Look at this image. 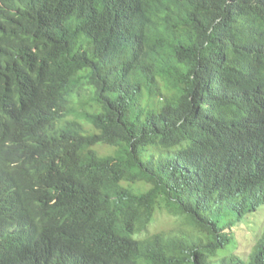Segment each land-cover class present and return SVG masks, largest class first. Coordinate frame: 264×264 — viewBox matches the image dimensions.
<instances>
[{
    "label": "trees",
    "instance_id": "trees-1",
    "mask_svg": "<svg viewBox=\"0 0 264 264\" xmlns=\"http://www.w3.org/2000/svg\"><path fill=\"white\" fill-rule=\"evenodd\" d=\"M262 210L264 0H0V264H264Z\"/></svg>",
    "mask_w": 264,
    "mask_h": 264
},
{
    "label": "rangeland",
    "instance_id": "rangeland-1",
    "mask_svg": "<svg viewBox=\"0 0 264 264\" xmlns=\"http://www.w3.org/2000/svg\"><path fill=\"white\" fill-rule=\"evenodd\" d=\"M72 116H75V114H73ZM75 118V117H73ZM72 118V119H73ZM80 123L82 125H86V122L83 119H79ZM105 151H107V148H103ZM261 226L264 225V210H262L261 212ZM253 223V221L251 222ZM244 228L237 231V243L238 246L235 250V253L242 255V256H248L250 254V250L253 247V243L255 241V231H247V234L244 235Z\"/></svg>",
    "mask_w": 264,
    "mask_h": 264
}]
</instances>
